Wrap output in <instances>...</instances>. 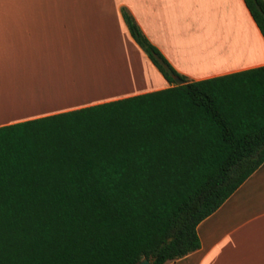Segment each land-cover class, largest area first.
I'll use <instances>...</instances> for the list:
<instances>
[{
	"label": "trees",
	"instance_id": "16d2710c",
	"mask_svg": "<svg viewBox=\"0 0 264 264\" xmlns=\"http://www.w3.org/2000/svg\"><path fill=\"white\" fill-rule=\"evenodd\" d=\"M122 13L170 86L0 126V264L181 258L264 162V65L190 81Z\"/></svg>",
	"mask_w": 264,
	"mask_h": 264
},
{
	"label": "crops",
	"instance_id": "0c3cea01",
	"mask_svg": "<svg viewBox=\"0 0 264 264\" xmlns=\"http://www.w3.org/2000/svg\"><path fill=\"white\" fill-rule=\"evenodd\" d=\"M123 8L190 81L264 65L244 0H0V126L169 87ZM197 234L165 264H264V162Z\"/></svg>",
	"mask_w": 264,
	"mask_h": 264
},
{
	"label": "water",
	"instance_id": "95a60500",
	"mask_svg": "<svg viewBox=\"0 0 264 264\" xmlns=\"http://www.w3.org/2000/svg\"><path fill=\"white\" fill-rule=\"evenodd\" d=\"M174 79L179 84H182L184 82L183 79L176 77V76L174 77ZM135 264H150V260L147 257H143L141 260L137 261Z\"/></svg>",
	"mask_w": 264,
	"mask_h": 264
}]
</instances>
